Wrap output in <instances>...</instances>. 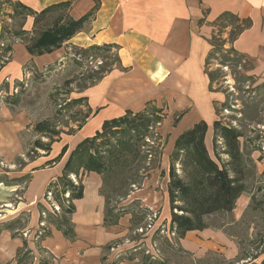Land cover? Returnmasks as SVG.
<instances>
[{
  "label": "rangeland",
  "instance_id": "1",
  "mask_svg": "<svg viewBox=\"0 0 264 264\" xmlns=\"http://www.w3.org/2000/svg\"><path fill=\"white\" fill-rule=\"evenodd\" d=\"M14 10L13 3L0 0V70L11 61L13 43L25 45L37 32L51 28L58 17L63 22L69 16L67 8L56 9L25 29L27 16ZM241 24L234 17H222L204 60L215 118L241 134L237 160L228 153L222 136L204 137L211 159L243 186L230 211L202 217L204 226L220 235L212 250L201 253L182 246L171 224L172 212L187 213L171 208L170 170L173 167V178L191 184L200 171L183 164V152L180 158L173 157L176 128L186 130L188 120L179 123L180 112L168 113L164 104H150L140 115L129 114L118 126H101L73 154L70 168L46 185L40 198L14 211L30 181V170L43 166L37 160L54 141L73 136L92 115L87 88L118 67L115 46H75L66 40L60 46L68 47L63 56L38 65L29 60L20 77L0 81V106L24 121L21 151L7 159L0 153V188L8 199L0 201V264H78L66 259V252L51 250L46 240L53 229L71 241L76 239L71 219L76 212L74 200L79 198L73 193L80 186L84 189L88 175L100 180L102 226L114 231L102 246L101 262L131 258L136 264H264V82L251 75L248 60L231 46ZM96 132L100 134L95 136ZM89 155L101 163L100 171L80 166ZM60 158L56 155L46 162ZM175 199L173 206L190 208L182 198Z\"/></svg>",
  "mask_w": 264,
  "mask_h": 264
},
{
  "label": "crops",
  "instance_id": "2",
  "mask_svg": "<svg viewBox=\"0 0 264 264\" xmlns=\"http://www.w3.org/2000/svg\"><path fill=\"white\" fill-rule=\"evenodd\" d=\"M13 1L34 11L68 2V13L73 19L86 18L81 29L66 43L84 47L110 44L118 52V67L103 73L86 90L88 103L93 107L92 115L73 136L54 141L50 151L37 160L43 166L30 170V181L14 211L40 198L46 185L63 173L69 153L80 141L100 129L104 120L118 117L126 110L138 112L150 104H164L168 113L180 112L179 123L188 120V128L204 120L205 137L210 139L216 118L204 60L222 17H234L239 22L246 20V26L237 31L231 46L248 60L251 75L264 82V0ZM33 19V15L25 18V29L33 25ZM65 49L68 47L64 43L50 53L31 56L24 44L13 43L11 61L1 68L0 81L6 76L8 80L20 77L23 64L29 60L36 65L53 62L66 54ZM23 122V117L12 115L5 105L0 106V153L6 159L22 149L19 133ZM176 131L175 138L182 132L178 128ZM64 145L67 149L63 156L47 163ZM83 184L82 197L74 200L76 212L71 219L76 239L71 241L60 230L53 229L46 245L54 252H66V259L70 258L71 263L105 264L99 256L114 231L102 226L104 198L99 193L100 180L88 175ZM5 197L0 188V201L8 200ZM219 236L207 227L189 230L180 238V244L203 253L214 248V240L220 239ZM114 264L136 262L126 258Z\"/></svg>",
  "mask_w": 264,
  "mask_h": 264
},
{
  "label": "trees",
  "instance_id": "3",
  "mask_svg": "<svg viewBox=\"0 0 264 264\" xmlns=\"http://www.w3.org/2000/svg\"><path fill=\"white\" fill-rule=\"evenodd\" d=\"M5 1L14 4V13L22 14L25 17L33 15V25H37L42 18L46 17V15L50 14L53 10H62L69 5L68 2H61L49 5L40 11H34L19 1ZM85 18L86 17L84 16L78 19H73L69 15L63 22H61V20H59L60 17H58L51 28L37 32L32 40L25 43L26 50L31 56L52 52L81 29ZM241 23V27L246 26L247 24L246 20H242ZM102 46L108 47L112 45L103 44ZM10 49L11 48L9 47V50ZM141 111L143 110L138 112L126 110L124 114L118 117L104 120L101 126L104 129L110 126H118L126 119V117H128L129 114L140 115L142 113ZM213 127V135L219 134L225 139L228 153L233 156L234 160H237L238 158L236 155L238 152L239 136L241 134L237 132V130L222 126L218 120L213 121ZM206 130L207 123L204 120L194 123L192 127L182 131L175 138L171 152L174 154L173 157H176L177 159L180 158V153L183 152V160L181 158L183 164H192L200 171V175L196 177L191 184L184 183L180 178H173V167L170 170V176L172 179L170 178L169 180L168 195L171 208L172 210L178 208L187 213L179 215L172 212L171 214V224L178 230L180 238H182L189 230H202L205 228L206 226H204L205 224L202 219L205 214L219 210L230 211L233 208L236 198L243 190V186L237 182L238 180L229 177L226 169L220 167L218 163L209 156L204 142ZM99 134V132H96L95 136ZM88 141L89 139L87 137L84 138L76 145L75 149L71 151L65 162L63 171L70 168L73 154L82 149L81 145H83V142L86 143ZM66 149L67 146L64 145L58 153L57 159L64 154ZM79 155H82V153L80 152ZM80 166H83L88 170L96 171H100L102 167L101 163L90 155L87 156L86 160H83ZM82 193L83 187L80 186V189L73 193L74 198L82 197ZM177 197L186 201L190 208L184 209L182 206H173V203L176 200L175 198ZM150 262L151 261L146 264H150Z\"/></svg>",
  "mask_w": 264,
  "mask_h": 264
}]
</instances>
